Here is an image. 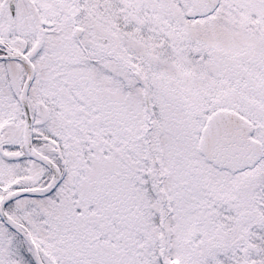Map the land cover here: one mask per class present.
<instances>
[{"label": "snow or ice", "instance_id": "obj_1", "mask_svg": "<svg viewBox=\"0 0 264 264\" xmlns=\"http://www.w3.org/2000/svg\"><path fill=\"white\" fill-rule=\"evenodd\" d=\"M0 264H264V0H0Z\"/></svg>", "mask_w": 264, "mask_h": 264}]
</instances>
